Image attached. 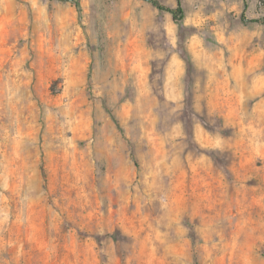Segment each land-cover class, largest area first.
I'll return each instance as SVG.
<instances>
[{
	"label": "rangeland",
	"instance_id": "obj_1",
	"mask_svg": "<svg viewBox=\"0 0 264 264\" xmlns=\"http://www.w3.org/2000/svg\"><path fill=\"white\" fill-rule=\"evenodd\" d=\"M180 1L0 0V264H264V0Z\"/></svg>",
	"mask_w": 264,
	"mask_h": 264
},
{
	"label": "trees",
	"instance_id": "obj_2",
	"mask_svg": "<svg viewBox=\"0 0 264 264\" xmlns=\"http://www.w3.org/2000/svg\"><path fill=\"white\" fill-rule=\"evenodd\" d=\"M65 1H69V0H65ZM148 1L151 5H153L154 7L158 8L159 10H164L169 12L174 18L178 15L182 14V6H181V1L180 0H176V6L174 8L168 7V6H164L162 4H160L157 0H146ZM246 5V4H245ZM241 17L244 19L243 14L241 15ZM250 21H257V20H250Z\"/></svg>",
	"mask_w": 264,
	"mask_h": 264
}]
</instances>
